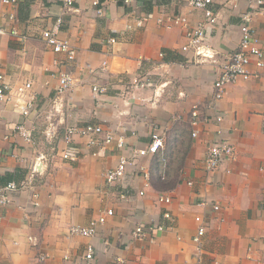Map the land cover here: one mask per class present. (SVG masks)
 <instances>
[{"label":"crops","instance_id":"crops-1","mask_svg":"<svg viewBox=\"0 0 264 264\" xmlns=\"http://www.w3.org/2000/svg\"><path fill=\"white\" fill-rule=\"evenodd\" d=\"M93 1L74 0L72 8L51 0L0 3V26L24 36L0 35V72L11 85L30 82L34 97L27 117L22 104L0 103V186L20 181L39 154L45 157L34 181L37 198L24 190L0 206V264H83L89 244L95 252L92 264H264V67L250 66L257 78L238 80L213 99L220 63L237 48L239 16L246 10H256L251 26L264 54V0H213L210 7L219 14V24L207 26L205 34L215 63L194 62V51L182 50L186 29L203 19V11L189 0H132L129 5L98 0L102 15ZM58 16L59 38L76 49L72 63L42 39ZM174 17L185 18L186 27L173 25ZM66 69L76 84L58 94V73ZM152 69L161 88L172 84L161 95L157 90L155 103H147L152 91H123ZM94 85L105 91L94 94ZM193 106L200 112L194 139ZM22 123L32 133L31 142L16 134ZM87 123L123 137L132 149L146 145L152 131L160 132L166 178L160 179L155 156L140 161L149 168V186L137 167H129L121 182L106 184L104 173L120 155L115 143L98 151L88 146L87 137L64 141L69 127ZM48 136L55 140L52 158L43 152ZM223 139L234 147L235 159L216 172L204 171L206 148ZM68 150L75 159H63ZM174 161L178 173L170 171ZM125 189L129 197L122 199ZM160 196L171 202H159ZM107 209L113 216L97 226L95 236L69 233L71 226H87ZM166 210L172 227L150 231L144 240L132 238L139 224L167 225L162 219ZM196 217L205 226L200 245L192 242Z\"/></svg>","mask_w":264,"mask_h":264},{"label":"built area","instance_id":"built-area-1","mask_svg":"<svg viewBox=\"0 0 264 264\" xmlns=\"http://www.w3.org/2000/svg\"><path fill=\"white\" fill-rule=\"evenodd\" d=\"M125 5H129L132 0H116ZM60 2L64 7L72 8L74 0H51V3ZM189 5L194 9H200L203 11V19L197 26L193 28L186 29L184 37L186 39V45L182 47L183 51H188L192 49L194 51V62H205L209 61L212 63L216 62V53L206 45L207 38L205 34V29L207 26L213 27L219 24V14L211 9V4L213 0H189ZM3 5L13 6L17 4V0H0ZM93 6L97 7L96 11L100 15L103 14V9L100 7V2L98 0L93 1ZM258 4H263L258 1ZM256 14V10L249 9L241 13L239 16V41L237 48L232 53L226 55L222 59L217 73L216 80L214 81V101L219 100L222 97L224 89L231 84H234L238 80H249L252 78H257L258 73H252L249 71V67L253 66L257 70L264 67V54L259 47V42L256 37L255 32L252 29L251 23L253 16ZM8 19L13 21L14 16L12 14L8 15ZM145 17L138 21V25H142ZM173 25H180L186 27V19L183 17H174L170 19ZM160 22V21H159ZM62 19L58 16L51 27L45 29L42 32V39L46 46L55 54L64 55L65 61L67 63H72L76 57V49L70 45L67 41L59 38L58 33L61 27ZM9 33L13 37H18L24 39L17 29L12 27L10 30L5 29L0 26V35ZM111 43L114 42L113 39L110 40ZM147 77L139 79L135 82V89H141L146 86ZM76 84L74 74L70 70H63L58 73V81L56 91L58 94H64L70 91ZM32 85L30 82H24L19 85H11L6 82L4 75L0 72V103H13L16 107L22 104V115L29 116L30 110L32 108V101L34 97L31 95ZM104 88L94 85L92 87V92L94 94L103 93ZM200 112L197 106H193L191 111V121L190 125L192 130L190 137L192 139L197 137V125L200 121ZM220 117H216L217 122H221ZM16 134L22 137L26 142L32 141V133L26 127L25 124H18L15 127ZM74 137H87V144L94 150H103L109 144L115 143L116 148L120 151V155L117 160V164L114 168L107 169L104 173V180L106 184L119 183L125 177L129 167L138 168L142 173L144 179L146 180V186H149L150 172L146 164H141V159H149L152 157H158V171L161 180L166 178V168L167 163L163 155L165 149V141L163 136L157 130L150 133L149 141L146 145L141 148L132 149L126 145L123 137H116L114 134L107 129H104L99 124H84L69 127L66 130L64 136V141L70 143ZM73 151H66L63 153V159H75ZM96 151L93 153L95 154ZM1 158V151H0ZM44 156L39 154L36 158L35 163L29 170V172L20 181H10L3 186H0V206H7L13 200V194L16 192H21L28 190L32 192V197L37 198V192H34V181L36 175L41 171L40 165L44 160ZM235 159L234 147L228 143V141L219 140L215 144L209 145L206 148L204 158H203V170L212 173L216 172L223 163L226 161H232ZM264 176V173H263ZM36 191V190H35ZM140 196L143 195V191L138 193ZM129 190L125 189L120 193L122 199H126L129 196ZM158 201L164 204H169L171 199L167 196L158 197ZM213 210L218 211L219 207L213 205ZM113 216V210L107 209L102 213L97 219L91 220L87 226L75 225L69 228V233L80 237L91 238L96 235L97 226L103 224L107 217ZM162 219L168 224H151L144 225L139 224L135 226L132 230L131 236L135 240H144L150 231L155 229L161 230L163 228L172 227L173 217L168 210L164 211L162 214ZM198 224L195 233L192 237V242L195 245H200L203 241L205 235V226L200 217L195 218ZM94 248L91 244L87 245L85 253L83 255V264H92L94 259ZM45 259L44 255L38 257L39 262H43Z\"/></svg>","mask_w":264,"mask_h":264},{"label":"rangeland","instance_id":"rangeland-1","mask_svg":"<svg viewBox=\"0 0 264 264\" xmlns=\"http://www.w3.org/2000/svg\"><path fill=\"white\" fill-rule=\"evenodd\" d=\"M154 67L156 68L157 66L156 65H154ZM156 69H152L151 70V73H150V75H149V77H147L148 78V80L146 81V84L148 85V86H146V87H144V88H141L142 90H147V91H152L151 92V94H149V96L147 97L148 98V104H152V103H155V99H157L158 100V98H156V92H157V90H158V92L160 93V95L162 94V90H164L165 91V89H168V87L169 86H171L172 84L171 83H169V84H167V86H165L164 88H161L160 86H161V80L160 79H158V76H157V74H156ZM140 79H142V78H140ZM139 79H137V80H134V81H138ZM134 81H131V83H129V84H127L125 87H124V89H123V91H125V92H132L133 90H135V82ZM140 89V90H141ZM141 104H143L142 102H141ZM144 105V104H143ZM156 105H157V102H156V104H155V107H156ZM152 107V106H151ZM154 107V106H153ZM154 107V108H155ZM48 147H47V150H43V152H44V154H45V156H47V158H52L53 157V155H54V150H53V144L55 143V140H54V137H52V136H48ZM178 166H179V163H176V161H174L172 164H171V167H170V171H172V173H178V171L180 170L179 168H178ZM166 181V180H165ZM169 181V180H168ZM168 185H170V182H167V183H165L164 185H160V186H162V187H160V186H158L159 188H164V187H167Z\"/></svg>","mask_w":264,"mask_h":264}]
</instances>
